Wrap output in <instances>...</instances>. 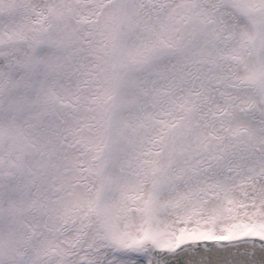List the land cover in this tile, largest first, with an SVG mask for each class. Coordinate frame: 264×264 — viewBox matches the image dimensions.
Here are the masks:
<instances>
[{
	"label": "snow or ice",
	"instance_id": "6c2138e0",
	"mask_svg": "<svg viewBox=\"0 0 264 264\" xmlns=\"http://www.w3.org/2000/svg\"><path fill=\"white\" fill-rule=\"evenodd\" d=\"M0 264H264V0H0Z\"/></svg>",
	"mask_w": 264,
	"mask_h": 264
}]
</instances>
